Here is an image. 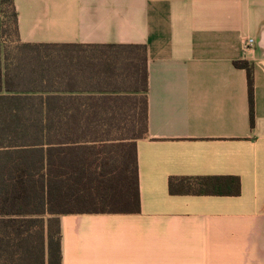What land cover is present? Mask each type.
Returning <instances> with one entry per match:
<instances>
[{"label":"crops","instance_id":"1","mask_svg":"<svg viewBox=\"0 0 264 264\" xmlns=\"http://www.w3.org/2000/svg\"><path fill=\"white\" fill-rule=\"evenodd\" d=\"M14 5L22 42L146 46L140 209L60 216L62 264H264V0ZM238 60L253 67L252 126ZM205 176L237 177L240 192L167 190L170 177Z\"/></svg>","mask_w":264,"mask_h":264},{"label":"trees","instance_id":"2","mask_svg":"<svg viewBox=\"0 0 264 264\" xmlns=\"http://www.w3.org/2000/svg\"><path fill=\"white\" fill-rule=\"evenodd\" d=\"M144 44L22 42L0 0V264H62L59 218L140 209ZM246 72L254 123L253 67ZM170 194L238 195L234 176L170 177Z\"/></svg>","mask_w":264,"mask_h":264},{"label":"built area","instance_id":"3","mask_svg":"<svg viewBox=\"0 0 264 264\" xmlns=\"http://www.w3.org/2000/svg\"><path fill=\"white\" fill-rule=\"evenodd\" d=\"M254 45V41L252 38H246L245 40H243L242 42V48L243 50L249 49L250 47H252Z\"/></svg>","mask_w":264,"mask_h":264}]
</instances>
